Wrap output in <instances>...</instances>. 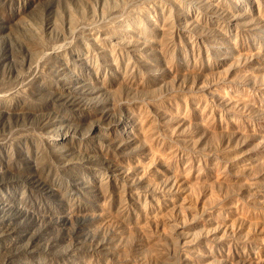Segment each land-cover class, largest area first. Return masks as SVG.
Instances as JSON below:
<instances>
[{"label":"rangeland","instance_id":"1","mask_svg":"<svg viewBox=\"0 0 264 264\" xmlns=\"http://www.w3.org/2000/svg\"><path fill=\"white\" fill-rule=\"evenodd\" d=\"M0 264H264V0H0Z\"/></svg>","mask_w":264,"mask_h":264}]
</instances>
